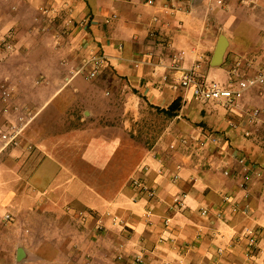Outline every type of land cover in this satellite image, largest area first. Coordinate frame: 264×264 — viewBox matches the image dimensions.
<instances>
[{
    "label": "crops",
    "instance_id": "0c3cea01",
    "mask_svg": "<svg viewBox=\"0 0 264 264\" xmlns=\"http://www.w3.org/2000/svg\"><path fill=\"white\" fill-rule=\"evenodd\" d=\"M146 1L0 0V39L9 34L16 47L4 54L23 57L9 73L15 99L32 113L23 138L35 145L20 150L23 179L6 175L3 203L34 222L26 240L40 236L44 247L52 237L53 245L46 256L43 247L37 254L25 246L33 258L22 264H264V93L252 88L237 108L224 109L193 98L171 68L180 51L183 66L196 64L198 74L219 81L237 60L264 64V0ZM219 42L224 53L214 64ZM94 51L106 64L89 79L76 70ZM254 107L259 121L247 123ZM203 131H215L221 143L196 148L191 158L168 148ZM120 146L134 154L133 174L149 164L144 179L154 198L129 182L113 192L94 189L113 185L90 172L121 170ZM241 156L251 168L245 187ZM204 206L221 208L222 218L200 215ZM245 227L259 231L249 257L236 236Z\"/></svg>",
    "mask_w": 264,
    "mask_h": 264
},
{
    "label": "built area",
    "instance_id": "2783aa9c",
    "mask_svg": "<svg viewBox=\"0 0 264 264\" xmlns=\"http://www.w3.org/2000/svg\"><path fill=\"white\" fill-rule=\"evenodd\" d=\"M148 4H153L154 0H147ZM157 18L155 17L154 20ZM2 46L7 51H13L16 47L9 34L1 38ZM183 52H177L173 55L171 61V68L178 72L176 78L177 84L189 91L190 94L198 101L201 102H216L224 109H234L241 104V100L244 94L255 88L260 94L264 93V64L255 67L252 60H237L233 63L230 74L225 81H219L209 79L201 76L197 72V65L194 64L190 67H185L182 64ZM106 56L99 52H91L81 59V63L76 72H82L84 75L92 79L96 77L98 72L105 66ZM251 70V71H250ZM12 86L3 85L2 95L4 98H8L11 94ZM17 118L14 122L7 120L6 128L0 127V152L8 146L18 145V136L21 131L30 121L32 115L28 114L26 109L15 110ZM260 108H251L249 115L245 121L247 123H257L260 117ZM228 125L233 129H242L244 135H249L250 130L244 129L241 122L234 120H228ZM208 143L220 144V135L215 131H203L195 135H180L174 138L168 143V148L172 151L182 149L186 157L191 158L193 155H199L198 148L202 152L206 150ZM238 162L242 165V181L241 186L245 187L248 183L251 174V168L246 164L243 156L238 158ZM149 170V164L145 161L141 162L135 173L129 180V185L145 199H152L156 196L155 189L150 186L144 179L145 174ZM224 174H228V170H223ZM253 174L259 176L261 174L260 169H254ZM177 175L173 174L172 178L176 179ZM222 201L230 203L232 211L238 210V206L232 202L231 196L228 194L222 195ZM181 202V201H180ZM248 205L246 204L242 209L246 211ZM199 213L202 216L211 215L216 219L222 218L221 208H212L204 206L199 209ZM151 211L146 212V216H149ZM5 217H9V214H5ZM168 219L164 220V224L167 225ZM264 230V228H263ZM258 230L245 227L236 236L239 240H243L245 245V255L250 256L252 250L257 244Z\"/></svg>",
    "mask_w": 264,
    "mask_h": 264
},
{
    "label": "rangeland",
    "instance_id": "374dc122",
    "mask_svg": "<svg viewBox=\"0 0 264 264\" xmlns=\"http://www.w3.org/2000/svg\"><path fill=\"white\" fill-rule=\"evenodd\" d=\"M5 37V36H3ZM2 37V38H3ZM13 41V40H12ZM0 53H6L5 50H3V46L0 39ZM16 50V48L14 49ZM13 50V51H14ZM10 52V51H9ZM0 54V127L6 128L7 126V120H11L14 122L17 118V112L15 111L17 108L19 109H25L21 104L20 100L17 98L15 99V93L17 92L14 84L11 82L10 78V65L11 63H14L16 60L23 58L20 53H8V54ZM16 54V55H15ZM3 85L12 86L11 94L8 98H4L2 95ZM16 90V91H15ZM18 92L16 96H18ZM28 114L32 115V113L29 111ZM136 141H144L143 139L139 140L136 139ZM34 143L30 140L27 141L25 138H23V133L21 131V134L18 136V145L17 146H8L7 148L3 149L0 152V264H22L20 261L16 262L15 256H16V248L17 246H23L27 249H30L31 252H35L38 254L40 251L42 244V238L40 236H34V238L31 240H26L22 234L24 233V230L26 229V226H30V222L27 223L25 220H21V217L19 216V210H16L15 212L12 211L13 208H15L14 205L3 203L4 195L6 187L4 185V182L6 180L7 174H12V178L14 179V183L18 182L19 180L23 179L24 174L22 173L21 169L19 168V164L21 163V158L23 157L20 153L21 149H28L31 150L34 148ZM124 152L125 160L123 163H120L121 170H115V171H96V172H90L92 174V177H90L93 180L96 179H111L110 182H112V186L107 188H95L98 190H104L106 192H113L115 189H117L121 184H126L131 179V176L133 175V172L129 170V167H132V164L134 162V154H132L128 151L127 147H119V150L115 153L114 158H118L120 156V153ZM18 164V165H16ZM6 165H12V167H6ZM111 166H114L113 163ZM11 169V170H9ZM85 173V172H81ZM65 174V173H64ZM87 174V173H86ZM89 178V177H88ZM34 191V190H33ZM36 193V191H34ZM19 196H16V201L14 204H16V208L20 207V200H18ZM2 202V203H1ZM5 214H9V217H5ZM52 220H48V225ZM34 224V222H32ZM26 233V231H25ZM52 237L46 238V244L41 249L39 254L41 255H49L52 250L51 243L49 240ZM67 245V244H66ZM51 246V247H50Z\"/></svg>",
    "mask_w": 264,
    "mask_h": 264
},
{
    "label": "water",
    "instance_id": "95a60500",
    "mask_svg": "<svg viewBox=\"0 0 264 264\" xmlns=\"http://www.w3.org/2000/svg\"><path fill=\"white\" fill-rule=\"evenodd\" d=\"M223 53H224L223 42H219L213 57L214 64L218 63L221 60ZM31 258H33V255L27 252V250L23 246H17L16 256H15L16 262H20L22 260L31 259Z\"/></svg>",
    "mask_w": 264,
    "mask_h": 264
},
{
    "label": "trees",
    "instance_id": "16d2710c",
    "mask_svg": "<svg viewBox=\"0 0 264 264\" xmlns=\"http://www.w3.org/2000/svg\"><path fill=\"white\" fill-rule=\"evenodd\" d=\"M174 106H175V105H174V103H172V104H170V106H169V108H168V109H169V110H170V109H173V108H174Z\"/></svg>",
    "mask_w": 264,
    "mask_h": 264
}]
</instances>
